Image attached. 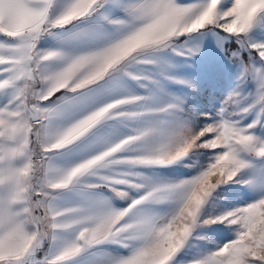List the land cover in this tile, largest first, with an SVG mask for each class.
I'll list each match as a JSON object with an SVG mask.
<instances>
[{
	"label": "snow or ice",
	"instance_id": "snow-or-ice-1",
	"mask_svg": "<svg viewBox=\"0 0 264 264\" xmlns=\"http://www.w3.org/2000/svg\"><path fill=\"white\" fill-rule=\"evenodd\" d=\"M0 264H264V0H0Z\"/></svg>",
	"mask_w": 264,
	"mask_h": 264
},
{
	"label": "rangeland",
	"instance_id": "rangeland-1",
	"mask_svg": "<svg viewBox=\"0 0 264 264\" xmlns=\"http://www.w3.org/2000/svg\"><path fill=\"white\" fill-rule=\"evenodd\" d=\"M211 91V89L208 87V85L206 84L205 86H204V91H203V96H204V98H207V94H208V92H210Z\"/></svg>",
	"mask_w": 264,
	"mask_h": 264
}]
</instances>
